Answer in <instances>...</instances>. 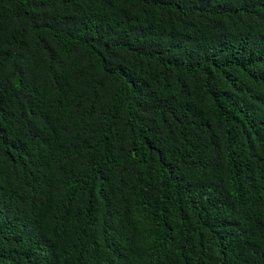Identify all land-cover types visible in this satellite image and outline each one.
<instances>
[{
    "label": "trees",
    "instance_id": "obj_1",
    "mask_svg": "<svg viewBox=\"0 0 264 264\" xmlns=\"http://www.w3.org/2000/svg\"><path fill=\"white\" fill-rule=\"evenodd\" d=\"M0 264H264V0H0Z\"/></svg>",
    "mask_w": 264,
    "mask_h": 264
}]
</instances>
